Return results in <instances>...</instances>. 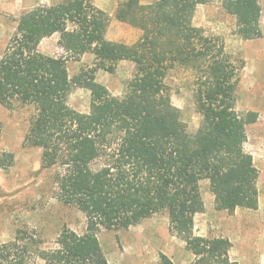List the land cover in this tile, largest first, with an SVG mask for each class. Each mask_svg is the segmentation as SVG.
<instances>
[{
	"label": "trees",
	"instance_id": "obj_1",
	"mask_svg": "<svg viewBox=\"0 0 264 264\" xmlns=\"http://www.w3.org/2000/svg\"><path fill=\"white\" fill-rule=\"evenodd\" d=\"M214 2L236 17L241 37L263 35L261 0H126L117 18L143 31L132 45L107 37L110 15L93 0H62L21 15L0 54V103L34 106L24 144L42 149V168L55 169L59 199L85 213L91 232L64 227L51 249L33 234H18L0 242V264H110L96 231L127 229L163 212L196 264H237L228 238L194 233L195 216L205 209V178L218 209L259 206V171L244 148L257 113L237 110L240 67L219 36L193 22L198 5ZM55 33L73 56L93 53L95 66L71 77L67 58L40 50ZM122 60L133 61L136 72L120 97L96 72L114 73ZM178 68L191 74L202 117L195 132L172 101L168 78ZM74 86L90 89L89 112L69 104ZM14 162L13 152L0 150V169Z\"/></svg>",
	"mask_w": 264,
	"mask_h": 264
},
{
	"label": "rangeland",
	"instance_id": "obj_2",
	"mask_svg": "<svg viewBox=\"0 0 264 264\" xmlns=\"http://www.w3.org/2000/svg\"><path fill=\"white\" fill-rule=\"evenodd\" d=\"M62 0H0V54L14 35L21 15L36 6H51ZM110 15L107 37L110 40L135 44L142 36L141 28L121 21L116 16L119 5L126 0H93ZM148 4L157 0H140ZM263 35L244 39L237 31L236 17L224 10L219 2L198 5L193 22L209 35L219 36L226 51L240 67L237 84V110L254 111L255 122L247 125L246 152L253 155L259 171V206L257 209L238 207L230 212L216 207V195L210 180H201L205 209L195 216L194 233L198 236L228 238L232 247L231 261L237 264H264V0H261ZM61 33L43 39L40 50L67 58L71 77L95 66L93 53L79 57L67 52L61 44ZM136 65L131 60L119 62L114 73L98 69L96 80L110 93L122 97L134 77ZM168 81L172 86V101L182 111L191 132L198 130L201 115L196 109L191 74L174 69ZM69 104L81 112L91 110V91L74 86ZM35 108L15 103L12 107L0 103V150L15 154L14 164L0 169V242L13 240L18 234H33L43 249H51L64 227L79 234L90 231L88 220L77 206L59 199L55 169L42 168V149L24 144L25 135ZM110 264H162L166 255L174 264H196V255L186 241L170 229L166 212L158 213L127 229L101 228L95 232ZM37 264H48L40 259Z\"/></svg>",
	"mask_w": 264,
	"mask_h": 264
}]
</instances>
